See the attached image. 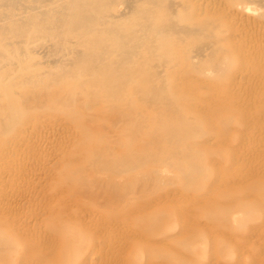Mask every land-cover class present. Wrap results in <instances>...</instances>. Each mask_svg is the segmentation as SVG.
<instances>
[{
    "label": "bare ground",
    "instance_id": "obj_1",
    "mask_svg": "<svg viewBox=\"0 0 264 264\" xmlns=\"http://www.w3.org/2000/svg\"><path fill=\"white\" fill-rule=\"evenodd\" d=\"M120 2L121 3L124 2V4H125L124 6H126V11H119V9L116 10V6ZM119 5H118V8H119ZM121 5L123 6V4H121ZM252 5L254 7H255V5H259L257 7L260 8V5L264 6V0H0V190H2L1 189L2 186H5L4 184L8 185V183H6L8 181L13 182V184L11 183L12 186L9 183V185L11 187H14V184L17 186L18 183L16 184V183H14V181L16 182L18 180L17 178H20V176H23V179H24V176L26 175L27 170L32 168L31 169V171H32L36 167L39 168L40 165L37 166L38 163L39 164H42L41 162H43V164L46 163L47 160L45 162H44V160H42L41 162H40V160L38 162H37V160H35V162L37 163L35 165H33V162H32V160H34L33 157H34L35 152H38L40 150L45 151V149H43V148L41 149V146L38 145L39 142H38V144L37 143L35 144L36 138L40 135L43 136L41 133L44 131L46 134H48L51 130H53V132H54L56 129L57 130L59 129V131H61V129L62 130L66 129L65 130V133H66L67 128L71 129V131H70L71 133L70 134L67 133V135L64 134V136L66 135L68 140L69 139L72 140V145L69 144L71 147H69L68 144H67L68 147L66 145H64L66 148L65 149L63 148V150L66 151L67 148H68L67 151L69 150L65 154V156H66L65 158L69 161V164L70 163H73V164L78 163V164H75L74 166L71 164V166H73V167H71L68 164H64L65 158H64V160L62 159V161H63L62 162L59 160V158H57L58 157L57 156L56 158L59 160V161H57V163L58 162H59V164L61 162L62 163L60 164L59 168H56L57 169V171L55 170L56 172L59 173L60 171L64 170L67 173L68 172L67 170L69 167H70L69 171L71 173L75 172V174H77L76 172L86 171L88 168L94 169V172H93L92 177L90 179H89L90 176L88 177V175L86 176V174H85V176H82V177L79 176L80 178L76 177V179H74L76 181V184L79 183L81 186V183H82L83 187L85 184H87L90 187L87 186L88 189L86 190V192H84L85 190L83 191V193L81 194V196H83V197L75 198V196H76L75 195L74 196L75 199L72 198L73 202H71V203H67L64 200V203H61L62 204L61 210L59 212H57L59 215L56 216V218L60 217V219L62 218V220H63V216L65 214L66 215L72 214V216L67 215L70 217V222L69 221L67 222V220H65V221L63 220L66 223L64 225H62V229L63 230L68 229L69 230L70 228L72 229L73 227H77V229H74V232H71L72 233V234H70L71 239L69 238L70 240L68 241V245H70V243L77 245V251L75 253H73L72 255L70 253L62 254V252H63L62 246L59 247V245H60V242H61V244L63 242L62 238L67 237V236L62 237L60 242H59V240L58 241L53 240V238H51L52 240L51 239L49 240L50 236H52V237L54 236V239L58 238V236L55 234L56 235V238H55V235H53L54 233L52 235H50L52 233L51 231H50V233H48V232L46 233V232L42 231L46 235L45 238H47V236L49 237L48 240L50 242L55 241V242H59V244H58V246H56V244L54 245V247L56 249V254L52 250V248L50 250L48 249L49 251L52 250L54 252L53 253L54 256L52 255L51 252H49V253H51V255L47 254V255L51 256V258H50L51 260L48 259V257H50V256L45 255V253H46L44 251L45 249L42 250V248L47 249L48 246L44 245L45 243L47 244V242L43 241L44 240V237H43L44 234L41 232V234H42L41 236L43 238L41 239L42 241L38 240V241H40L38 243L40 244L41 242H43V245L45 247L43 246L40 249V252L42 253L40 260L41 259L43 260V255H44L47 257L44 260H46V259L50 260V261L47 260V263L49 262V264H86V261L89 259L88 256H91L92 253L94 254L93 251H95V253L97 254L96 249H98V248H99V250L101 249L98 246L101 245L103 248V245L106 244V241H105V244H103V245L101 244V242L104 241V240L102 241V239H104L108 235H109L108 241L110 240V237L112 238L111 235H118V239L119 238L121 239L120 236H122V234H124V233L118 229L121 228L123 230L122 227H125L128 225L131 226V224H134V225H133V227L131 226L132 229H130V231L131 230L134 231L135 229H133V228H135L137 226L136 224L139 223L137 226L138 228L136 229V231L134 233H136L138 230H140V232L141 231H147V232L150 231V232H153L155 234H159V235L168 234L167 236H170V233L168 232L167 229H165V226L163 225L164 224L163 220L166 218V215H167L166 212H150V213L146 212V208H147V211H149L148 206L150 204L151 205L155 204L156 201L161 200L162 197H165L166 199H168V198L165 196L166 194H164V196H162L161 199L159 197L157 199H155L156 198L155 196H154L155 198L151 197L150 199H148L147 193H145L148 191L146 189V187L149 188L150 184L154 185L155 180L161 181L160 173L162 174L161 171H163V169H161V171H160V167H162L161 165H165V167L170 166L171 168L170 167L166 168L167 170L169 169L168 172L170 171V169L175 168V170H177V174H178L177 176H179V178L182 177L185 180L187 185L186 184H184V185H186L188 188L196 187V189H197V186H200L201 184H203L201 176L203 175L202 173L206 169V167L208 168V166H207L208 164L206 166L204 165V163H205L204 160L207 159L208 157L205 156L206 158L205 157L203 158L201 148L204 144H205V146H207V148L208 147L210 148L209 145H206V143H208L210 140L207 139L206 137H202V134L204 132L207 133L206 131H208V130L205 131L203 129L202 124H203V121L211 120V118H209L210 116L208 117L207 115H202L203 114L202 111H198V113L200 112L199 115H196L195 114L196 112L194 113V111H193V109L195 108L194 107L195 104L193 105L194 95L190 93V89L193 88V85H192V87L189 86L191 82L188 83V81L190 79H191V81L194 80V79H192V78H194V77H192L194 75H197V77H198L199 75L204 74V73H208V72L209 73L213 72V74L216 73V74L222 75V76L223 75L228 76V74L231 75V73H232L231 67L233 65L232 64L230 65V63L232 62V59L240 57V59L242 58L243 62H245L249 58L248 55L251 54V51L255 47L252 48V47H250L251 45L248 44L247 46L252 48V50H251L250 48L246 49L247 43H245L246 48H244L243 46L237 45V43H236L237 39L241 38L240 37L241 35L239 36V34H241L242 31L240 33H238L235 29L242 30V28L237 27V25H236L235 26L236 28L234 27L235 29H232L233 27H231V22L233 23V21H231V20L234 17V15H236L239 11L242 12V11H246V10L255 9L256 7L254 8ZM122 6H121V8H122ZM263 6H261L262 7L261 9L264 8ZM260 13H262V12H260ZM260 15H262V14H260ZM251 17L253 18V16H251ZM234 20L236 21L237 19H234ZM239 20H240V18H239ZM257 20H259V19H256V21ZM260 21H262V20H260ZM242 22L239 21L238 26L239 25L242 26L240 24ZM250 22H251V20H250ZM263 22H264V20H263ZM234 24H236V23H233V25ZM263 26H264V23H263ZM225 27H228L227 29L229 30L227 35H223L221 33V29L225 28ZM246 27H248V26H246ZM260 27H262V26H260ZM257 30H255V31L257 32ZM247 31H249V30H246V32H245V29H244L242 34L243 35L247 34ZM255 31H254V33H255ZM254 33L252 34V32H251L252 35H254ZM249 34L250 33H248V35ZM251 34L249 36L250 39L253 38L251 36ZM259 34H262V33H259ZM238 36H239V38H238ZM255 36H258V35L255 34L254 38H255ZM262 36H261V38H262ZM249 37H248V39H249ZM258 38H259V36H258ZM37 39H39L40 42L38 41L36 43H40L41 45L45 43V46L47 48V49L45 48V50L49 54V56L50 55L55 56V57H50V59L54 58L53 60H49L48 55H46V57H47L46 59H48V60H45V58H44V60H42V57L39 58L41 60H38V59L36 60L34 58V53L36 51L35 46L37 45L34 41L35 40L37 41ZM40 39L43 40L44 42L41 43ZM248 39H247V41H248V43H250L249 42L250 39L249 40ZM253 41L256 42V38H255V40L252 39V42ZM33 42H34V44H36L35 46H33ZM257 42H258V39H257ZM257 42H256V44H257ZM40 44L38 45V47L41 46ZM252 45L254 46V42ZM255 46H257V45H255ZM42 47H43V45H42ZM241 47H243V48H241ZM39 49H40V47H39ZM260 49L261 48H259L258 50H260ZM258 50H257V52L255 51L256 52L255 53L256 56L254 54L255 57H258L257 56L258 55L257 53L259 52ZM262 50H264V49H262ZM38 51L42 52L41 50H38ZM45 54L46 53H43L42 56ZM262 55H264V53ZM251 58H254V57H251ZM246 62H245V64H246ZM182 66L185 67V69H186L184 75H178V74L175 75L171 72L172 70L176 72ZM181 69H179V70H181ZM255 69H256V67H255ZM182 70H184V68ZM182 70H181V74L184 72V71L182 72ZM235 77L232 78L231 81H234V79H236ZM203 78H205V77H203ZM180 80L185 81V83H188L189 85L188 86L182 85V84H184V82H182V81L180 82ZM198 80H200V78ZM258 82H259V80H258ZM219 84L220 83H217V85H219ZM180 85H182V86H180ZM211 85L209 87L213 88L214 86H211ZM249 86H250V84H249ZM203 87L207 88L208 87L207 83H205V85ZM251 88H252V86H251ZM198 90H200V89H198ZM193 92H194V90H193ZM247 92H249V91L247 90ZM196 93L198 95V91ZM198 96L200 97V95H198ZM249 96H250V94H249ZM239 97H241V96H239ZM252 97H254V96H252ZM204 105H206V104H204ZM217 106H218V104H217ZM217 106H215V107H217ZM217 112H218V110H217ZM259 113H260V111H259ZM200 115H202V116H200ZM214 115H216V113H214L212 116L214 117ZM263 116H264V112H263ZM232 120H234V119H232ZM149 121H151V122H149ZM250 121L251 120H249V122ZM262 121H264V120H262ZM228 122H230V121H225V123H227V124H228ZM251 124H252V122H251ZM222 125H223V123H222ZM228 126H230V125H228ZM46 127H48V129L52 127V129L51 130L49 129V131H46L47 130ZM145 127L150 128V131H149V129H148V131H146ZM222 128H224L225 130L226 129L228 130L231 127L228 128V127H226V124H225L222 126ZM59 131H57V132H59ZM244 131H246V130H244ZM242 132H243V130L241 131V133ZM45 133H44V135H46ZM61 133H64V132H61ZM243 133H245V132H243ZM50 135H51V132H50ZM59 136H61V135H59ZM48 137H46V139ZM52 137L55 138V136H52ZM52 137H51V139H52ZM62 137H60V138L62 139ZM43 138H45V137H43ZM56 138L52 139V140H55V142H56V140H61L59 137H58L59 139H56ZM67 138H65L66 141H67ZM51 139H49V142H47V144H45V145H48L49 148H51L50 146H52L51 145L52 143H50L52 141ZM250 139H252V138H250ZM38 140H41V139H38ZM43 141H47V140H43ZM43 141L41 140L40 142H43ZM60 142L57 141V143H60ZM48 143H50V144H48ZM228 143H230V142H228ZM41 145H44V144L41 143ZM62 145H63V143H62ZM144 145H146V146H144ZM61 146H60V148H61ZM48 147H46V148H48ZM54 147H55V145H54ZM58 148L59 147H57V149ZM60 148L57 151V153L60 151ZM52 149H53V146H52ZM54 149L52 150V154H53V152H56V151H54ZM57 149H55V150H57ZM213 149L214 148L211 149L212 152L217 150V149H214V150ZM41 153H42V151H41ZM47 153H48L47 156H49L50 151ZM220 153H218V154H220ZM43 154H42V157L44 156V158H46L47 157L45 155L46 152ZM52 154H51V156H53ZM63 154H64V152H63ZM56 155H58V154H56ZM59 155H61L60 156V158H61L62 157L61 152ZM40 157H41V154H40ZM30 158H33V159L31 160ZM49 160L50 159H48V161ZM210 160L211 159H209V161ZM68 161H66V162H68ZM203 161H204V163H203ZM213 161H214V159H213ZM46 165H47V163H46ZM46 165H43V168H42L43 172L45 171L44 168L47 167ZM51 165L52 164H50L49 165L50 167H47V168H48V171L52 170V173H53V172H55L53 170V168L55 166L52 168ZM57 166L58 165H56V167ZM146 166H148V168H149V169H147L148 171H145L142 169L144 167L146 168ZM247 166H248V164H247ZM165 167H162V168L165 169ZM252 167H254V165ZM255 168H257V167H255ZM39 169H37V170H39ZM58 169L60 171H58ZM233 169L234 168H232V170ZM37 170L35 169L34 171L36 172ZM134 170H137V172L136 173L133 172ZM46 171H47V169H46ZM89 171L91 172V170H89ZM89 171L88 172L86 171V172L90 173ZM35 172L33 174L34 176L37 175ZM40 172L41 171H39V174H40ZM70 172H68V174H70ZM165 172H167V171H165ZM172 172H173V170L170 171L169 173L173 174ZM217 172L219 173V171H217ZM47 173L49 174L50 172H47ZM200 173H201V176H200ZM204 173H205L204 178H206V174H208V173H206V171ZM55 174H57V173H55ZM60 174L63 177H65V175L63 174V171L61 173L57 174L61 178ZM72 174H71V176H73ZM96 174H99V175H96ZM82 175H84V174H82ZM167 175L165 174V176H167ZM26 176H28V175H26ZM26 176H25V178H26ZM71 176H68L69 179H68V177H66L65 179L63 177H62L63 179H60L58 177L61 180V182L63 183V184L61 183V186H63L65 183V184H70V185H68V187H70L72 184V183H70V181H71L70 177ZM168 176L170 177V174ZM168 176L166 178H168ZM207 176H209V174ZM38 177H41V176L38 175ZM199 177H201V178L199 179ZM34 178L35 177H33L31 179V181ZM49 178H50V176H49ZM77 178H79V179H77ZM171 178H169V179H171ZM263 178L261 181H263ZM149 179H151L150 182H148ZM24 180L27 181V178ZM134 180H136V182L138 180H140L139 181V182H141V183H139L140 185L139 186L135 185L136 183ZM238 180H241V179H237L235 182H237ZM253 180H255V179H253ZM215 182H216V180H215ZM227 182H226V184H227ZM231 182H233L232 184H234L236 186L235 189H239V187L237 188V185H238L237 183H234V181H231ZM242 182H244V184H245V179ZM49 183H50V181H49ZM147 183L149 186H146ZM172 183H173V181H172ZM179 183H180V181H179ZM216 183L218 184V182H216ZM222 183H224V181H222ZM238 183H239V181H238ZM259 183L260 182H258V184ZM28 184H29V182H28ZM59 184H60V181H59ZM76 184H75V187L73 188V190L77 189V191H75L74 193L75 194L81 193V192H79L80 187L77 188ZM219 184H221V183L219 182ZM219 184H218V186H222L224 189L225 185L223 186V184L222 185H219ZM229 184L231 185L230 182H229ZM25 185H27V184H25ZM30 185L31 184H29L28 187H30ZM36 185H38V182ZM211 185L214 186L215 183L211 184ZM230 185H228V186H230ZM252 185L253 184H251V186ZM8 186L4 187V189H6V192L3 193L0 191V195H3V199H4L5 193H6L5 194L6 196H9L10 193H12V195L15 193V196L18 195V194L16 195V188L18 186L17 187L15 186L16 188H15V190H13V191H15L14 193L11 192L12 189H11L10 193L7 192ZM40 186H41V184H40ZM142 186L143 187L146 186L144 188L145 192L143 191ZM166 186H167V182H166ZM218 186L214 187V190L218 189L214 193H216L217 191H218L217 193H219V189H220L221 191L219 194H221L223 189L219 188ZM238 186H240V184ZM68 187H67V189L70 190V194H71V191L73 193V190L71 189V187H70V189ZM139 187L142 189L141 190L142 194H146L147 199H144L145 198L144 195H143L144 196L143 200L139 199L140 197L137 198L138 196L135 194L132 195L133 193H136V192L138 194V190H136V189H139L138 195H140L141 191H140ZM202 187H203V185H202ZM242 187H245V185L243 186V183L241 184V188ZM20 188H23V192H24L25 187L21 186ZM64 188L62 190L63 192H64ZM162 188H163V185H162ZM162 188L160 187V189H162ZM170 188H171V190H170ZM170 188H169L170 192L171 191L173 192L176 190L175 188H172V187H170ZM229 188L230 187L225 188L227 195L231 191V190H229ZM4 189H3V191H5ZM28 189L26 188V191H28ZM172 189H174V190H172ZM177 189L180 190V188H177ZM196 189H194V192H196ZM227 189L229 191H227ZM230 189H234V188L231 187ZM9 190L10 189H8V191ZM59 190H60V188H59ZM80 190H82V189H80ZM135 190H136V192H135ZM179 190L177 192H179ZM181 190H183V189H181ZM185 190L183 192L184 195L187 192V190H186V192H185ZM191 190H193V189H190L188 191L189 193L187 192L190 195L193 192ZM207 190L212 192L211 191L212 189H210L209 186H208ZM30 191H28V193ZM197 191H198V189H197ZM209 191H204L205 196L210 195L209 193H207ZM224 191L225 190H223V192ZM21 192L22 191H20V193ZM66 192L69 193V191H66ZM66 192H64V193H66ZM157 192H158V190H157ZM160 192L161 191H159L158 193H160ZM172 192L170 194H172ZM194 192L192 195H194ZM32 193H34V191ZM163 193H165V192H163ZM180 193H182V192L180 191ZM183 193H182V195H183ZM187 193H186V196L188 195ZM7 194H9V195H7ZM34 194H36V193H34ZM38 194H40V193H38ZM170 194H169V196L171 197ZM174 194L175 193H173V195ZM213 194H212V196L214 197ZM22 195H26V194L22 193ZM22 195H18V196H21V197H19L20 199H18V201L19 200L21 201V198H22V200H25V199L28 200V198L31 197V195H29L28 198H26L27 196H24L25 199H23L24 197H22ZM153 195L158 196V194L157 193L155 194V192ZM159 195H162V194H159ZM190 195H188L187 197H190ZM192 195H191L192 198H195V199L200 201V199H198V197L196 198V194L194 195L195 197H193ZM70 196L64 195V197H66L64 199H68V198L70 199ZM135 196H137V197H135ZM183 196H182V199H184ZM251 196H252L251 194H248L245 196L237 195V196H234L232 199H229L230 197L228 199L231 201L230 205H237L240 203L251 202L250 201L252 198ZM13 197L14 196H12V198L8 197L7 200L11 201V199H13ZM179 197H181V195ZM179 197L177 196V198H179ZM203 197L204 196H202V194H201V197H200L201 201L200 202L203 205L205 204L204 207L206 208L209 205V203L207 204V202L210 201L209 200L210 198L208 196L209 201L207 200V202L202 203V202H204L202 200ZM212 198H211V200H212ZM262 198H264V197H261V199ZM72 199H70V200L72 201ZM164 199H162V200L164 201ZM171 199L173 201H175L173 198H171ZM171 199L170 200L168 199V200L171 201ZM205 199H206V197H205ZM253 199H257V198H255V195H254ZM4 200H6V199H4ZM33 200H34V198L30 201H33ZM136 200H138V201H136ZM168 200L164 204H166L168 202ZM188 200L189 199H184V201L182 200L184 203L183 202H181V203L186 205L189 203ZM229 200H225V201L221 200V201L226 203ZM257 200H259V199H257ZM12 201H15V200H12ZM18 201H17V203H18ZM20 201H19V203L22 204L23 202L22 201L20 202ZM30 201H29V203H31ZM163 201H161V202H163ZM262 201H260V202H262ZM1 202H0V205H1ZM50 202L51 201H49V203ZM178 202H177V204H178ZM190 202H191V200H190ZM192 202L195 203L196 201L194 200ZM26 203H28V202H26ZM168 203H171V202H168ZM191 203H190V205L192 207H194L195 204L193 203L194 204L193 205ZM5 204H7V201ZM10 204H11V202H10ZM23 204H22V208H23ZM157 204H159V202H157L155 205H157ZM172 204H175V202L174 203L172 202ZM182 204H180V206H182ZM198 204L200 205V203H198ZM211 204H213V203H211ZM17 205L18 204H16L14 207H16ZM151 205H150V209H152ZM217 205H218V203H217ZM6 206H3L2 208H4V207L6 208ZM19 206H20V204L18 205V208L21 209V206L20 207ZM159 206H161V208H162V206L164 207L165 205L160 203ZM159 206L158 205L154 206L155 210L157 208H159ZM168 206L169 205H166L165 207H168ZM10 207L11 206L9 205V208ZM28 207H29V205H28ZM184 207L182 209H185ZM195 207H198V206H195ZM244 207H245V205H244ZM0 208H1V206H0ZM5 208L3 209L4 211H5ZM176 208H177V212H178V210H179L178 206ZM198 208H200V206ZM6 209H8V207ZM13 209H15V208H13ZM16 209H17V207H16ZM19 209H17L16 211H17L18 215L19 214L21 215V213L18 212ZM166 209H164V210H166ZM8 210H10V209H8ZM8 210H6V212H4V211L0 212V214L1 213L3 214L2 217H4L5 213L8 215V213L10 211H12V210H10L7 213ZM39 210H42V209L40 208ZM45 210L46 209H44L43 211H45ZM186 210L187 209H185V211L183 210L184 212H186V215H187V213L192 214L194 211L198 212V209L197 210L193 209L194 211L191 209L192 211L190 213H189V209L187 211ZM212 210H214L213 207H212ZM232 210H234V209L232 208ZM235 210L237 211V209H235ZM35 211L36 210H34V212ZM252 211H253V207H252V209H249L248 214H251ZM25 212H24V214H27V212L26 213ZM34 212L33 213L31 212V214H33V217L35 218L34 214L38 215V213L40 211L39 212L36 211L38 213H34ZM47 212H49V214H51V215L56 214L53 212V210L51 212L50 209ZM180 212H182L181 209L178 212L180 214V215H178L179 216L178 218H180L179 220L181 222V219L183 217L181 218L180 216H184V215H181ZM237 212H239V211H237ZM82 213H85V214L88 213L87 215H89V213H92L94 215L93 216L95 218V226L93 225L94 228H92V226H90L93 224L90 221H88V223H91V224L88 226L91 228H89V227L87 228L83 225V218H85V217L82 215ZM201 213L199 212V214H201ZM252 213L254 214L255 212H252ZM6 214H5V217H9V215L6 216ZM14 214H15V212H14ZM17 214H16V216H17ZM28 214L30 216L29 212H28ZM40 214L42 215V213H40ZM182 214H183V212H182ZM212 214H210V215H212ZM11 215L12 214H10V217L13 216V215L12 216ZM43 215H44V213H43ZM192 215L194 216L195 213H193ZM255 215H257V213ZM0 217H1V215H0ZM31 217H32V215H31ZM145 217L147 219H145ZM189 217H190V215H189ZM209 217H212V216H209ZM216 217H217V215H216ZM226 217H227V215H226ZM9 218H7V221ZM25 218H28L29 221L31 220L28 216ZM25 218L22 220V222L25 221ZM38 218H40V217L37 216L36 223L38 222L37 221ZM46 218H48V217H46ZM64 218L67 219L68 217H64ZM18 219L15 218L14 221L17 222ZM88 219L90 220V218H88ZM144 219H145V221L146 220L149 221V223L143 224ZM205 219H206V217H205ZM40 220H42V219L40 218ZM53 220L51 221L52 225L50 223V225L52 227L51 226H49V227L53 228V230L55 232L58 230V229H56L55 226H58L59 224L56 223L57 225L55 224V226H53V223H54ZM62 220L57 219L58 222L60 221V224H61ZM86 220H87V218H86ZM139 220L140 221L142 220L143 223H141ZM3 221H0V222L3 223ZM9 221H11L9 223L12 224L13 217H12V220L9 219ZM26 221H27V219H26ZM34 221H35V219H34ZM160 221H161V223H160ZM27 222H25V223L28 224L29 222L28 223ZM203 222H204V220H203ZM2 223H1V226H2ZM16 225H13V227L14 226L16 227ZM30 225H31V223H30ZM34 225H35L34 227H32L33 225L31 226L32 228L30 227L31 228L30 230L32 232L38 231V229H37L38 227L35 228L37 225L36 224H34ZM77 225H79V226H77ZM182 225L180 224V226H182ZM4 226H6V225H4ZM8 226H9V224H8ZM23 226L25 227V225H23ZM46 226H48V224L45 225V227ZM168 226H170V225H168ZM190 226H193V225H190ZM13 227H10V228H13ZM17 227H19V226L17 225ZM24 227L23 228L20 227L22 229V230L20 229V231L18 229L16 230V228H14V230H16V232L13 234H16V235L18 234V238L13 237L12 235L9 236L8 234L4 233V230L0 231V240L2 241V246L0 247V264H27L28 263L27 260L29 262L32 260V259L30 260V257L32 256V254L38 256V254L40 253L37 250L38 249L37 247L39 246V245L37 246L38 243H36V245L32 246L34 249L33 250L30 248V246L33 243L30 244V241L28 240L29 244H30V246H29L27 243L28 241H25L24 239L21 238L22 236L19 235V232L23 231ZM42 227H43V225H42ZM42 227H39V229ZM128 227L127 228L125 227V228L128 230L129 229ZM34 228L37 230H32ZM182 228H184V227L182 226ZM187 228L188 229L192 228V229H190L191 232H190V230L188 231V232H190V234H187V237H188V235H193L194 232H192V230L196 229V227H188V225H187ZM207 228H209V227H207ZM43 229L45 230L44 227H43ZM71 229H70V231H72ZM188 229H186V231ZM49 230L50 229L48 228L45 231H49ZM127 230H124V232ZM179 230H181V229H179ZM182 230L177 231V232L180 233V232H182ZM197 230H195V231H197ZM31 231H28V232H31ZM116 231H118V234H116L117 233ZM133 231H131V233H133ZM25 232L27 233V230ZM177 232H175V233H177ZM200 232H201V229H200ZM33 233H36V232H33ZM125 233H127V232H125ZM128 233H130V232H128ZM144 233L141 232V238H145V236H147V234L142 236ZM10 234H12L11 231H10ZM22 234H23V237L26 235V234L24 235V233H22ZM28 234H30V233H27L26 239L28 238V236L31 237ZM36 234L32 235V236L36 237ZM47 234H49L50 236ZM130 234H128L129 236L124 235L123 237L124 238L125 237L132 238L130 236ZM209 234H210V231H209ZM139 235H137V236L140 237ZM173 235H174V233H173ZM227 235H230V233L229 234L227 233ZM39 236L40 235L37 236V239L39 238ZM59 236H61V235H59ZM172 236H170V237H172ZM180 236H181V233H180V235H178V237H180ZM210 236H212V234H210ZM113 237L115 238V240L117 242L118 241L117 236H113ZM215 237L217 238V240H219V238H220V240H222V241H225V239L227 238V236H225L226 238L225 239L223 238L224 239L223 240V239H221V237L218 238L216 235H215ZM215 237H213V239ZM20 238L25 242H22L20 240ZM141 238H138L137 240L134 238L135 239L134 242H136L135 245L137 244V246L140 247V245L137 243V241L141 240ZM163 238H161V239H163ZM161 239L159 240L156 237L154 239L145 238V241L147 243L146 245L151 244V246L149 245V247H147L148 251H149V248H151L153 246L152 245L153 243H154V246H158L155 244L158 240H159V244H161L160 242L165 241L166 242L165 245H167V242H170L168 240L166 241V240H161ZM167 239H169V238L167 237ZM210 239L212 240V238H210ZM45 240L47 241V239H45ZM131 240H133V238ZM194 240L196 241V239H194ZM231 240H234V239H230V241ZM120 241H118L117 244L120 243ZM122 241L123 242L125 241V244L123 242H121V243H123L122 244L123 246L121 245L122 246L121 248L119 246L121 243L119 245H117L116 242L115 243L113 242L114 244H116V246H119L120 250H122V248H123V250L121 252L119 251L120 253H122L124 251L125 245H126L125 251L127 250V246L129 243L126 240H122ZM187 241H189V240H187ZM35 242H37V241H35ZM50 242H48V243L50 244ZM126 242H127V244H126ZM134 242H133V244H134ZM200 242H201V240H200ZM200 242L197 241V243H200ZM231 242H233V241H231ZM109 243H110V241H109ZM113 243H112V246L114 247ZM49 244H47V245H49ZM51 244H53V242ZM191 244L193 245V242ZM236 244H238V243H236ZM247 244H248V242H247ZM0 245H1V242H0ZM41 245H42V243L40 244L39 247H41ZM64 245H67V243ZM129 245H130V243H129ZM194 245H195V243H194ZM109 246L111 247V244ZM116 246H115V248H116ZM159 246H158V248L163 247L161 251H164L163 250L164 245L161 244ZM195 246H193L192 248L195 249ZM50 247H52V246H50ZM54 247H53V249H54ZM133 247H134V245H133ZM165 247H169V246H165ZM175 247L176 246H174V249H175ZM239 247L240 246H238V251H239ZM23 248H24V253L22 254L23 258H17L16 255L20 254L22 252ZM65 248H66V246H65ZM128 248H129V246H128ZM131 248H129V249H131ZM135 248H137V247H135ZM176 248L180 249L179 247H176ZM189 248H191V247H189ZM220 248L221 247H219L218 250H220ZM104 249H105V246H104ZM104 249H103V251L107 252ZM129 249L127 251H129ZM137 249L140 250L139 248H137ZM221 249H223V248H221ZM225 249H226V246H225ZM57 250H60L59 252H61V251L62 252L57 253ZM64 250H66V249H64ZM110 250H112V249H110ZM110 250H108V253L110 254V256H111V253L115 254L114 249L112 250L113 252L112 251L110 252ZM150 250L152 252L154 251L153 248H151ZM188 250L190 251V249H188ZM226 250L223 249L224 252H222V250H220L223 254L221 252L220 253L222 255H224ZM241 250H243V249H241ZM67 251H68V247H67ZM117 251H118V247H117ZM127 251H126V253L124 252L125 257H126ZM151 251H149L147 254L148 257H150V258L153 255L151 253ZM158 251H157V248H155L156 254ZM165 252H167V251H165ZM176 252H179V251H176ZM205 252H206V250H205ZM90 253H91V255H90ZM124 253H122L123 254L122 257L124 256ZM158 253L160 254V251ZM167 253H171V252H167ZM217 253H219V252L217 251ZM217 253H215V254H217ZM57 254H61V255L59 256ZM150 254H152V255L150 256ZM187 254H189V253H187ZM238 254H240V253L238 252ZM98 255H101V254L98 253ZM102 255H104V254H102ZM167 255H166V258H167ZM118 256H121V255H118ZM138 256L140 257V255H138ZM154 256H155V254H154ZM168 256L170 257V254ZM183 256H184V258H189L188 255L183 254ZM39 257H40V255H39ZM85 257H87L88 259L86 260ZM104 257H105V255H104ZM104 257H103V259L105 260L106 258H104ZM115 257H116V255H115ZM125 257H123V258H125ZM129 257L131 258V256H129ZM129 257H127V258H129ZM213 257H214V255H213ZM213 257H211L212 260L214 259ZM217 257L218 256L215 255V259ZM31 258H33V257H31ZM91 258H93V256ZM191 258L192 257L190 256V259ZM111 259H112V257L110 258V261H111ZM152 259H151V261L153 262L154 260H152ZM91 260L92 259H90V261ZM147 260H150V259H147ZM160 260H162V259H160ZM216 260L218 261V259H216ZM216 260H214V261H216ZM105 261L101 260L100 261L101 263L99 262V264H103L102 262H105ZM116 261L117 260H115L114 262H116ZM158 261L159 260H157L156 262H158ZM162 261H164V260H162ZM165 261H167V260L165 259ZM165 261H164V263H165ZM214 261H212V263ZM40 262H36L33 264H37ZM123 262L125 263V260ZM150 262H148V263H150ZM156 262H153V263L155 264ZM91 263H92V261H91ZM107 263H109V262H107ZM126 263H128V262H126ZM164 263H162V264H164ZM29 264H31V262ZM42 264H43V262H42ZM45 264H46V261H45ZM92 264H94V261ZM117 264H119V263L117 262ZM121 264H123V263L121 262ZM144 264H147V263H144Z\"/></svg>",
    "mask_w": 264,
    "mask_h": 264
},
{
    "label": "rangeland",
    "instance_id": "obj_2",
    "mask_svg": "<svg viewBox=\"0 0 264 264\" xmlns=\"http://www.w3.org/2000/svg\"><path fill=\"white\" fill-rule=\"evenodd\" d=\"M120 4V5H119ZM118 5H119V8H118V5L116 6V10H118L119 9V11H126V6H124L125 4H124V2H120ZM121 4H123V6L121 5ZM121 6H122V8H121ZM253 6V5H252ZM257 6H259V5H255V7L257 8H255L254 6V8L255 9H251V10H246V11H239L236 15H234V17L236 16H238L237 18L235 17H233L234 19H237L236 21L232 18V20L231 21H233V23H236V24H234L233 25V23L231 22V27H233L232 29H235L236 27V25H237V27H240V28H242V30H240L239 28V30H237V29H235L238 33H240L241 31V34H239V36L241 37V38H239V36H238V38L239 39H237V45H239V46H243L244 48H246L245 47V43H247L246 44V46L248 45V44H250L251 46L250 47H252V48H254L253 50H252V48H250V47H248L247 46V48L246 49H248V48H250L252 51H251V54L250 55H248L249 56V58L245 61L246 62V64H245V62H243V60H242V58L240 59V57L239 58H234V59H232V62L230 63V65L232 64L233 66L231 67V75H229L228 74V76L227 75H218V74H213V72H208V73H204V74H201V75H199L198 77H197V75H194V76H192V77H194V78H192V79H194V80H192L191 81V79L188 81V83H190V85L188 84V83H185V81H183V80H180V82L182 81V82H184V84H182V85H189V86H191L192 87V85H193V88H191L190 89V93L191 94H193L194 95V101H193V105H194V109H193V111H194V113L196 114V115H199L200 114V112L198 113V111H202V115H207L209 118H211V120H205V121H203V129L206 131V130H208V131H206L207 133H203L202 134V137H206L207 139H209L208 141L210 142H208V143H206V145H209L210 146V148L212 149V148H214V149H217V150H215L214 152H212L211 151V149L208 147L207 148V146H205V144L202 146V148H201V152H202V156H203V158L206 156V157H208L207 159H205L204 161H205V163H204V161H203V163H204V165L206 166L207 164V166H208V168L206 167V169L203 171V175L201 176V173H200V176L202 177V182H203V184H201L200 186L202 187V185H203V187L201 188L200 186H197V189H198V191H197V189H196V187H192V188H188L186 185V182H185V180L181 177V178H179V176H177L178 174H177V170H175V168H172V169H170V171H172L173 170V174H171V173H169L168 172V170L166 169V168H168V167H170V166H166L165 167V165H161L162 167H165V169L164 168H162V167H160V171H161V169H163V171H161L162 172V174L160 173V175H161V181H157V180H155V183H154V185H151L150 184V186L148 185V183H147V185L146 186H149V188H147L146 186H142L143 188V191H144V188L146 187V189L148 190L147 192H145V193H147V197H148V199H150L151 197H153V198H155V199H157L158 197L161 199V197L162 196H164V194H166L165 196L170 200L171 198H173L175 201H173L172 199H171V201H169L168 199H166L165 197H162V199H164V201L161 199V200H155L156 201V203L157 202H159V204H157L158 206L160 205V203L161 204H163V205H169L168 207H163L162 206V208H161V206H159V208H157L156 210H155V207L154 206H157V205H155V204H150L151 205V207H152V209H150V205L148 206V210L149 211H147V208H146V212H148V213H150V212H166V220L164 219L163 221H164V226H165V229H167L168 230V232L170 233V236H172L173 235V233H174V235L172 236V237H170V236H167L168 234H161V235H159V234H155V233H153V232H150V231H141V232H145L142 236H144V235H146L147 234V236H145V238H152V239H154L155 237L156 238H158L159 240L161 239V238H163V239H161V240H168V241H170V242H167V245H165L166 244V242L165 241H163V242H160L161 244H163L164 245V251H161L162 250V248H158V246L159 245H161V244H159V240L155 243L156 245H158V246H154V243L152 244L153 246L151 247V248H153L154 249V251L152 252L150 249L151 248H149V251H151V253L153 254H150V256H151V258L150 257H148V248L147 247H149V245L151 246V244H149V245H146L147 243H146V241H145V238H141V232H140V230H138L136 233H134L135 231H136V229L138 228L137 226H138V224H136L134 227L135 228H133V229H135L134 231L133 230H131V231H133V233H131V231H130V229H132V227H133V225L134 224H131V226L130 225H128V226H125L126 228L128 227L129 229V231L125 228V227H122L123 228V230L120 228V229H118V230H121V232H123L124 234H122V236H120L121 237V241L118 239V235H111L112 236V238L110 237V243H109V241H108V239H109V235L107 236V237H105L104 239H102V241L103 242H101V244L103 245V244H105V241H106V244L105 245H103V248H102V246L101 245H99L98 247H100L101 249L99 250V248L98 249H96L97 250V254L95 253V251H93L94 252V254L92 253V255H91V253H90V255L91 256H88L89 257V259L87 258V257H85L86 258V264H92L93 263V261H94V264L96 263H98L99 264V262L102 260V261H105L106 259V261L105 262H102L103 264H117V262L119 263V264H121V262L123 263V264H144V263H147V264H152L153 262H156L157 260H159L158 262H156L155 264H162V263H164V261H165V259L168 261H165V263L164 264H264V198H262L261 199V197H264V121H262V120H264V116H263V112H264V55H262L263 53H264V50H262V49H264V26H263V20H264V8L263 9H261L262 7L261 6H263V5H260V8L259 7H257ZM264 7V6H263ZM125 9V10H124ZM260 9V10H259ZM253 10V11H252ZM262 12V13H260V12ZM246 12V13H245ZM240 13V14H239ZM258 13V14H257ZM262 14V15H260V14ZM246 14V15H245ZM243 15V16H242ZM247 16V17H246ZM251 16H253V18L251 17ZM239 18H240V20H239ZM243 18V19H242ZM259 19V20H257L256 21V19ZM262 18V19H261ZM253 19V20H252ZM243 21L242 23H240L242 26H238V22L239 21ZM250 20H251V22H250ZM260 20H262V21H260ZM259 22V23H258ZM248 23V24H247ZM261 23V24H260ZM247 24V25H246ZM252 24V25H251ZM257 25V26H256ZM246 26H248V27H246ZM260 26H262V27H260ZM235 27V28H234ZM228 27H225V28H222L221 29V33L223 34V35H227V33H228V29H227ZM245 29V32H246V30H249V31H247V34H245V35H243L242 33H243V31H244V29ZM251 28V29H250ZM258 29V30H257ZM260 29V30H259ZM255 30H257V32L255 31ZM254 31H255V33H254ZM263 31V32H262ZM244 32V33H245ZM251 32H252V34L254 33V35L256 34V35H258L259 36V38H258V36H255V38H256V42H257V39H258V42H257V44H256V42L255 41H253L254 42V46L252 45L253 44V42H252V39H254L255 40V38H254V35H252L251 34ZM248 33H250L251 34V36L253 37H251L252 39H250V34L248 35ZM259 33H262V34H259ZM247 35V36H246ZM262 36V38H261V36ZM248 37H249V39H250V43H248V41H247V39H248ZM248 39V40H249ZM41 40V39H40ZM39 41V39H37V41L35 40L34 42L36 43V42H38ZM34 42H33V46H35L36 44V46H35V48H36V51H35V53H34V58L37 60H41V59H39L40 57H42V60H44V58H45V60H53L54 58H51L50 59V57H55L54 55H50L49 56V54L46 52V50H45V48H46V46H45V43L44 44H42L43 45V47H42V45L40 44V43H36V44H34ZM40 42V41H39ZM44 41L43 40H41V43H43ZM41 45V46H39L40 47V49H39V47H38V45ZM255 45H257V46H255ZM238 46V47H239ZM243 47H241V48H243ZM261 48L260 50H258L259 48ZM44 48V49H43ZM41 50L42 52H40V51H38V50ZM44 51H43V50ZM47 49V48H46ZM181 49V48H180ZM257 50L259 51L257 54V56L258 57H255L256 56V52H257ZM250 51V50H249ZM248 51V52H249ZM254 51V52H253ZM256 51V52H255ZM261 51V52H260ZM43 53H46L45 55H43L42 56V54ZM249 54V53H248ZM254 54H255V56H254ZM46 55H48L49 56V58L48 59H46L47 57H46ZM45 56V57H44ZM254 57V58H251V57ZM258 59V60H257ZM253 60V61H252ZM49 62V61H48ZM244 63V64H243ZM183 67V66H182ZM181 67V68H182ZM255 67H256V69H255ZM181 68H179V69H181ZM184 68V70H182ZM181 70H182V74H181V70H177L176 72L175 71H171L173 74H175V75H184L185 74V71H186V69H185V67H183ZM244 68V69H243ZM260 70V71H259ZM180 71V72H179ZM241 72V73H240ZM254 72V73H253ZM248 73V74H247ZM252 73V74H251ZM235 74V75H234ZM243 74V75H242ZM236 78V79H234V81H231V79L232 78H234L233 76ZM248 77H247V76ZM254 75V76H253ZM201 76V77H200ZM257 76V77H256ZM203 77H205V78H203ZM219 79H218V78ZM223 77V78H222ZM200 78V80H198V79ZM239 80H238V79ZM252 78V79H251ZM246 80V81H245ZM258 80H259V82H258ZM218 81V82H217ZM179 82V83H180ZM205 83H207V88L206 87H203L204 85H205ZM217 83H220L219 85H217ZM237 83V84H236ZM202 84V85H201ZM211 86H214L213 88L212 87H209L210 85ZM228 84V85H227ZM245 84V85H244ZM249 84H250V86H249ZM182 85H180V86H182ZM237 85V86H236ZM244 85V86H243ZM254 85V86H253ZM236 86V87H235ZM249 86V87H248ZM251 86H252V88H251ZM234 87V88H233ZM209 88V89H208ZM194 90V92H193V90ZM197 89V90H196ZM198 89H200V90H198ZM211 89V90H210ZM218 89V90H217ZM220 89V90H219ZM196 90V91H195ZM247 90L249 91V92H247ZM198 91V95H200V97L197 95V92ZM240 93V94H239ZM249 94H250V96H249ZM239 96H241V97H239ZM252 96H254V97H252ZM199 97V98H198ZM248 97V98H247ZM252 97V98H251ZM201 99V100H200ZM244 99V100H243ZM253 100V101H252ZM251 102V103H250ZM253 102V103H252ZM200 103V104H199ZM218 104V106H217V104ZM204 104H206V105H204ZM216 104V105H215ZM253 104V105H252ZM262 104V105H261ZM256 105V106H255ZM260 105V106H259ZM215 106H217V107H215ZM197 108V109H196ZM206 108V109H205ZM219 108V109H218ZM251 108V109H250ZM204 109V110H203ZM217 110H218V112H217ZM259 111H260V113H259ZM150 112V111H149ZM207 114H206V113ZM209 112V113H208ZM212 112V113H211ZM216 113V115H214V117L212 116L214 113ZM198 113V114H197ZM205 113V114H204ZM250 114V115H249ZM252 114V115H251ZM202 115H200V116H202ZM255 117V118H254ZM259 117V118H258ZM263 117V118H262ZM208 118V119H209ZM252 118V119H251ZM232 119H234V120H232ZM249 120H251L250 122H249ZM225 121H230V122H228V124L227 123H225ZM257 121V122H256ZM149 122H151V121H149ZM251 122H252V124H251ZM222 123H223V125H225L226 124V127H231V128H229L228 130L226 129H224V128H222ZM246 123V124H245ZM257 124V125H256ZM228 125H230V126H228ZM217 126V127H216ZM261 128V129H260ZM47 129V130H46ZM46 131H49V129L51 130L52 129V127L51 128H49L48 129V127H46ZM148 129H149V131H150V128H148V127H145V130L146 131H148ZM66 130V129H65ZM65 130H62L61 129V131H59V129L57 130H55L54 132H53V130H51L50 132H51V135H50V132L48 133V134H46L45 133V131L44 132H42L41 134L43 135V136H38L37 138H36V142H35V144L37 143L38 144V142H39V144L38 145H40L41 146V149L43 148V149H45V151H43V150H40V151H38V152H35V154H34V160H32L33 158H30L31 160H32V162H33V165H35V164H37L36 162H35V160H37V162L40 160V162L42 161V160H44V162L47 160L48 161V159H50L48 162L46 161V163H47V165H46V163H44L43 164V162H41L43 165H46L47 167H50L49 165L50 164H52L51 166H52V168H53V170L55 171H57V169L56 168H59V166H60V164L63 162L62 161V159L64 160V158L66 157L65 156V154H66V152H68L67 151V149H66V151L65 150H63V148L65 149L66 147L64 146V145H66L67 146V144H68V146L69 147H71L69 144H71L72 145V140L71 139H69L68 140V138L66 137V135H67V133H71L70 131H71V129H69V128H67V131H66V133H65ZM203 130V131H204ZM243 130V132H245V133H241V131ZM244 130H246V131H244ZM260 130V131H259ZM57 131H59V132H57ZM56 132V133H55ZM61 132H64V133H61ZM44 133L46 134V135H44ZM53 134V135H52ZM55 134V135H54ZM63 134V135H62ZM64 134H66L65 136H64ZM263 134V135H262ZM49 137H48V136ZM57 135V136H56ZM59 135H61V136H59ZM211 135V136H210ZM52 136H55V138L56 139H59L60 137H62V141L61 140H56V142H55V140H52V139H55V138H53ZM253 136V137H252ZM43 137H45V138H43ZM46 137H48L47 139H46ZM51 137H52V139H51ZM59 137V138H58ZM259 137V138H258ZM43 138V139H42ZM64 138V139H63ZM65 138H67V141H66V139ZM211 138V139H210ZM247 138V139H246ZM249 138V139H248ZM250 138H252V139H250ZM38 139H41L42 141L43 140H47V141H43V142H40L41 140H38ZM49 139H51L52 141L50 142V143H52L51 145L53 146V149L55 148V149H57V147H59L60 148V146L62 145V143H63V147L61 146V148H60V151L57 153V151L59 150V148L57 149V150H55L54 149V151H56V152H53V154H52V146H50L51 148H49L48 147V145H45V144H47V142H49ZM202 139V138H201ZM224 139V140H223ZM67 142H65V141ZM212 140V141H211ZM215 140V141H214ZM57 141L58 142H60V143H57ZM249 141V142H248ZM65 142V143H64ZM228 142H230V143H228ZM41 143L42 144H44V145H41ZM50 143H48V144H50ZM227 143V144H226ZM259 143V144H258ZM55 145V147H54V145ZM58 144V145H57ZM263 144V145H262ZM57 145V146H56ZM60 145V146H59ZM67 146V147H68ZM144 146H146V145H144ZM46 147H48V148H46ZM205 147V148H204ZM217 147V148H216ZM231 148V149H230ZM48 151H47V150ZM210 149V150H209ZM213 149V150H214ZM64 152V154H63V152ZM41 151H42V153H41ZM50 151V153H49V156H47V152H49ZM205 153H204V152ZM211 151V152H210ZM46 152V158H44V156L42 157V154L43 153H45ZM60 152H61V154H62V157L60 158V156L61 155H59L60 154ZM221 152V153H220ZM55 153V154H54ZM204 153V154H203ZM218 153H220V154H218ZM37 154V155H36ZM40 154H41V157H40ZM51 154L53 155V156H51ZM56 154H58V155H56ZM36 155V156H35ZM44 155V154H43ZM64 155V156H63ZM38 156V157H37ZM51 156V157H50ZM58 156V157H57ZM59 158V160L60 161H62L60 164H59V162L57 163V161H59L57 158ZM205 157V158H206ZM236 157V158H235ZM241 157V158H240ZM243 157V158H242ZM27 158V157H26ZM36 158V159H35ZM44 158V159H43ZM224 158V159H223ZM245 158V159H244ZM209 159H211L210 161H209ZM213 159H214V161H213ZM216 159V160H215ZM262 159V160H261ZM52 160V161H51ZM56 161V162H55ZM65 162H64V164H68V165H70L71 166V164L74 166L75 164H78V163H70L69 164V161L65 158V160H64ZM66 161H68V162H66ZM51 162V163H50ZM210 162V163H209ZM212 162V163H211ZM240 164H239V163ZM223 163V164H222ZM42 164H39L38 163V165L37 166H39L40 165V169L38 168V167H36L35 169L37 170V169H39V170H37L36 172L34 171L35 169H33L32 171H31V169H29V170H27V172H26V175H28V176H26V178H27V181L26 180H24V179H26L25 178V176H24V179H23V176H20V178H17L18 180L15 182L14 180V183H18L17 184V186L20 188L21 186L22 187H25L24 189V192H23V188H18L15 184H14V187H11L12 186V184H13V182L11 181H8V182H6V183H8V185H9V183H10V187L7 185V184H4L5 186H2V190H0L1 192H6V189H4V187H6V186H8L7 188L8 189H10L9 191H8V189H7V192L8 193H10V191H11V189H12V191L11 192H15V191H13V190H15V188H16V195L18 194V195H22V193L23 194H26V195H22V197H24V196H27L26 198H28V196L29 195H31V197H29L28 198V200L30 201V200H32L33 198H34V202L33 201H30L31 203H29V201L28 200H26L25 199V197L23 198V199H25V200H22V198H21V201L25 204H23V208H22V204L21 203H19V201H18V199H20L19 197H21V196H15V193L12 195V193H10V195L9 194H7V195H9V196H6L5 194H4V199H6V200H4L3 199V195H0V202H1V208L3 207V206H6V208L8 207V209H10V210H12V211H10V210H8V209H6L5 207V211L3 210L4 208H0L1 210H0V212H2V211H4V212H6V210H8L7 211V213L9 212L10 214H14V212H15V214L12 216L13 217V222H12V224L13 225H18L19 227H17V225H16V227L14 226L13 227V225L11 224V223H9V222H11V221H9V219L10 220H12V217H10V214L8 213V215H9V217H5V214H4V217H2V213L0 214L1 215V217H0V221H3V223L2 222H0V231H3L4 230V233H6V234H8L9 236L10 235H12L13 237H17L18 238V234L16 235V234H13V233H15L16 232V230L18 229L19 231H20V229L21 228H23L24 226L23 225H25V227H24V229H23V231H21V232H19V235L20 236H22L21 238L22 239H24L25 241H30V244L31 243H33L31 246H30V244H29V241L27 242L28 243V245L30 246V248L31 249H33V247L32 246H34V245H36V243H38V242H40V241H42L41 239L44 237V240L43 241H45V242H47V244H49L48 242H50L49 240L51 239V238H53V240H59V242H60V240H61V238L62 237H64V236H67V237H64V238H62V244H61V242H60V245H59V247L60 246H62V250H63V252H62V254H65V253H70L71 255L73 254V253H75L76 251H77V245H74V244H72V243H70V245H68V241L71 239V235L70 234H72L71 232H74V229H77V227H73L71 230L72 231H70V229L68 230H63L62 229V225H64L66 222H64L65 220H67V222L69 221L70 222V217L69 216H72V214L71 215H69V214H67V215H69V216H67L66 214L63 216V220H62V218L60 219V217H57L56 218V216L57 215H59L57 212H59L60 210H61V208H62V204L61 203H64V200H65V202H67V203H71V202H73V199L72 198H74V196H75V198H79V197H83V196H81V194L83 193V191L84 192H86V190L88 189L87 188V186H89V185H87V184H85L84 185V187H83V184L81 183V186H80V184L78 183V184H76V181L74 180V179H76V177H79V176H85V174H86V176L88 175V177H89V179L92 177V174H93V172H94V169H92V168H88L86 171L88 172L89 170H91V172L90 173H87L86 171H83V172H76L77 174H75V172H70L69 171V168H68V172H70V174H68V172L66 173L64 170H62L63 171V174L65 175V177H63L61 174V178H60V176H58L57 174H59V173H61L62 171H60L59 169H58V171H60L59 173L58 172H53L52 173V168L50 169L51 171H48V168L47 167H45L44 168V172H43V165ZM86 164V163H85ZM247 164H248V166H247ZM256 164V165H255ZM32 165V166H33ZM56 165H58L57 167H56ZM152 165V164H151ZM150 165V166H151ZM246 165V166H245ZM254 165V167H252ZM73 166H71V167H73ZM262 166V167H261ZM255 167H257V168H255ZM171 168V167H170ZM232 168H234L233 170H232ZM250 168V169H249ZM46 169H47V171H46ZM143 170H145V171H148L147 169H149L148 168V166H146V168L144 167V168H142ZM217 169V170H216ZM246 169V170H245ZM258 169V170H257ZM263 171H262V170ZM93 170V171H92ZM257 170V171H256ZM29 171V172H28ZM31 171V172H30ZM37 174H35L36 176H34L33 174H34V172ZM39 171H41L40 172V174H39ZM165 171H167V172H165ZM206 171V173H208L209 174V176H207L208 174H206V178H204V172ZM217 171H219V173L217 172ZM232 171V172H231ZM235 171V172H234ZM239 171V172H238ZM23 172V171H22ZM38 172V173H37ZM46 172V173H45ZM47 172H50L49 174L47 173ZM86 172V173H85ZM133 172H137V170H134ZM216 172V173H215ZM30 173V174H29ZM55 173H57V174H55ZM66 173V174H65ZM80 173V174H79ZM221 173V174H220ZM247 173V174H246ZM251 173V174H250ZM257 173V174H256ZM48 176H47V175ZM68 174V175H67ZM71 174L74 176H71ZM82 174H84V175H82ZM134 174V173H133ZM165 174L167 175H169L170 174V177L168 176V178H166L167 176H165ZM38 175L39 176H41V177H38ZM96 175H99V174H96ZM132 175V174H131ZM164 175V176H163ZM240 175V176H239ZM45 176V177H44ZM49 176H50V178H49ZM68 176H71L70 178H71V181H70V183H72L71 184V189L73 190V188L75 187V184L77 185L76 187L77 188H79L80 187V189H82V190H80L79 189V192H81V193H78V194H75L74 192L75 191H77V189L76 190H73V193H72V191H71V194H70V190H68L67 189V187H68V185H70V184H65L64 183V185L63 186H61V180L60 179H65L66 177H68ZM242 176V177H241ZM253 176V177H252ZM33 177H35L32 181H31V179L33 178ZM37 177V178H36ZM60 179H59V178ZM63 177V178H62ZM165 177V178H164ZM172 177V178H171ZM201 177H199V179L201 178ZM260 177V178H259ZM40 178V179H39ZM73 178V179H72ZM80 178V177H79ZM79 178H77V179H79ZM169 178H171V179H169ZM204 178V179H203ZM248 178V179H247ZM262 178H263V181H261L262 180ZM22 179V180H21ZM68 179H69V177H68ZM152 179V178H151ZM151 179H149L148 180V182H150V180ZM169 179V180H168ZM232 179V180H231ZM237 179H241V180H238L239 181V183H238V181L237 182H235ZM243 179V180H242ZM244 179H245V184H244V182H242V181H244ZM253 179H255V180H253ZM16 180V179H15ZM39 180V181H38ZM73 180V181H72ZM141 180V179H140ZM140 180H138L137 182H136V180H134L135 181V185H140L139 183H141V182H139ZM176 180V181H175ZM213 180V181H212ZM215 180H216V182H218V184H219V182L221 183V184H219V185H222L223 184V186L225 185V187H224V189H223V187L222 186H218V184L215 182ZM219 180V181H218ZM249 180V181H248ZM252 180V181H251ZM49 181H50V183H49ZM59 181H60V184H59ZM75 181V182H74ZM165 181V182H164ZM170 181V182H169ZM172 181H173V183H172ZM179 181H180V183H179ZM222 181H224V183H222ZM228 181V182H227ZM231 181H234V183H237L238 185L240 184V186H238L237 185V188L239 187V189H235L236 188V186L234 185V184H232L233 182H231ZM243 183V186L245 185V187H242L241 188V182ZM28 182H29V184H31L30 185V187H28ZM37 182H38V185H36L37 184ZM45 182V183H44ZM154 182V181H153ZM164 182V183H163ZM166 182H167V186H166ZM215 183V185L214 186H212L211 184H214ZM226 182H227V184H226ZM229 182L231 183V185L229 184ZM252 182V183H251ZM258 182H260L259 184H258ZM12 183V184H11ZM27 184V185H25V184ZM75 183V184H74ZM146 183V182H145ZM158 183V184H157ZM257 183V184H256ZM262 183V184H261ZM23 184V185H22ZM40 184H41V186H40ZM63 184V183H62ZM184 184H186V185H184ZM211 186H210V185ZM251 184H253L252 186H251ZM21 185V186H20ZM33 185V186H32ZM66 185V186H65ZM79 185V186H78ZM144 185V184H143ZM160 185V186H159ZM162 185H163V188H162ZM165 185V186H164ZM175 185V186H174ZM228 185H230V186H228ZM234 185V186H233ZM249 185V186H248ZM16 186V187H15ZM62 188H61V187ZM208 186L210 187V189H212L211 191L212 192H210L209 190H207L208 189ZM219 187V188H221V189H223V190H225L224 192H223V190H222V192H221V194H219L220 193V189H219V193H214L216 190H218V189H216V190H214V187ZM247 186V187H246ZM263 186V187H262ZM33 187V188H32ZM40 187V188H39ZM65 187V188H64ZM70 187H68L69 189H70ZM90 187V186H89ZM136 187V186H135ZM160 187L162 188V189H160ZM170 187H172V188H175L176 190L175 191H171L172 192V194H170L171 192L169 191V188ZM228 187H233L234 189H230L229 188V190H231L230 191V193H228V195H227V192H226V189L225 188H228ZM26 188L28 189V191H30L29 193H28V191H26ZM38 188V189H37ZM59 188H60V190H59ZM63 188H64V192H66V191H69V193L68 192H66V193H64L62 190H63ZM140 188V187H139ZM177 188H180V190L179 189H177ZM200 188V189H199ZM204 188V189H203ZM3 189L5 190V191H3ZM42 189V190H41ZM141 188H140V191L142 190ZM145 189V190H146ZM181 189H183V190H181ZM187 190V192L190 190V189H193V190H191V191H193L194 192V189H196V192H194V195L196 194V198L198 197V199H200V201H201V194H202V196H204L203 198H202V200L204 201V202H202V203H205V202H207V200H208V196H209V202H207V204L209 203V205H208V207H204L205 206V204L203 205V204H201V202L199 201V200H197V199H195V198H192L191 197V195L193 194V192H192V194L190 195V194H188L187 192H186V190ZM37 190V191H36ZM40 190V191H39ZM59 190V191H58ZM136 190H138V194H139V189H136ZM136 190H135V192H136ZM157 190H158V192L159 191H161L160 193H158L157 192ZM163 190V191H162ZM170 190H171V188H170ZM172 190H174V189H172ZM179 190V192H177ZM184 190H185V192L188 194V195H190V197H187L186 196V193H185V195H184ZM228 189H227V191H229ZM20 191H22L21 193H20ZM34 191V193H36V194H34V193H32ZM152 191V192H151ZM169 191V192H168ZM180 191L183 193V195H182V193H180ZM190 191V192H191ZM204 191H209V192H207V193H209L211 196H212V194L214 195V197L212 198L210 195H208V196H205V192ZM263 191V192H262ZM26 192V193H25ZM59 192V193H58ZM154 192H155V194L157 193L158 194V196H156V195H153L154 194ZM163 192H165V193H163ZM232 192V193H231ZM32 193V194H31ZM38 193H40V194H38ZM42 193V194H41ZM56 193V194H55ZM59 195H58V194ZM63 193V194H62ZM173 193H175L174 195H173ZM198 193V194H197ZM200 193V194H199ZM204 193V194H203ZM206 193V194H207ZM226 195H225V194ZM255 193V194H254ZM61 194V195H60ZM70 196V199H72V201L68 198V199H64V198H66V197H64V195L65 196ZM70 194V195H69ZM132 194V193H131ZM137 195V196H135V197H137V198H139V199H141V200H143V198H144V196H145V198L144 199H147V197H146V194H142V191L140 192V195H138L137 194V192L136 193H133L132 195ZM159 194H162V195H159ZM169 194L171 195V197L169 196ZM248 194H251L252 196V198H251V202H249V203H240V204H237V205H230V200L229 199H232L234 196H237V195H240V196H245V195H248ZM37 195V196H36ZM142 195V196H141ZM144 195V196H143ZM181 195V197H179ZM194 195H192L193 197H195ZM199 195V196H198ZM254 195H255V198H257V199H261L260 201H262V202H260L259 200H257V199H253V197H254ZM12 196H14L13 197V199H11V201L10 200H7L8 199V197H10V198H12ZM42 196V197H41ZM62 196V197H61ZM155 196V197H154ZM177 196L179 197V198H177ZM182 196L184 197V199H189L188 201H189V205H190V203L192 202V201H196L195 203L194 202H192L191 204H195V206H200V208H198V207H192L191 205L189 206L188 204H182L181 202H183L184 201V199H182ZM187 198H186V197ZM250 196V195H249ZM6 197V198H5ZM16 197V198H15ZM48 197V198H47ZM142 197V198H141ZM170 197V198H169ZM205 197H206V199H205ZM230 197V198H229ZM9 198V199H10ZM38 198V199H37ZM74 198V199H75ZM181 198V199H180ZM211 198H212V200H211ZM229 198V199H228ZM2 199V200H1ZM138 199V200H139ZM193 199V200H192ZM218 199V200H217ZM12 200H17L18 201V203H17V201L15 202V201H12ZM138 200H136V201H138ZM168 200V202H171V203H166V204H164L166 201ZM177 200V201H176ZM183 200V201H182ZM190 200H191V202H190ZM221 200H229L228 202H226V203H224V202H222ZM256 200V201H255ZM6 201H7V204H5L6 203ZM11 202V204H10V202ZM20 201V202H21ZM38 201V202H37ZM49 201H51L50 203H49ZM161 201H163V202H161ZM179 201V202H178ZM187 201V200H186ZM198 201V202H197ZM215 201V202H214ZM9 202V203H8ZM15 204H14V203ZM26 202H28V203H26ZM36 202V203H35ZM44 202V203H43ZM47 202V203H46ZM172 202L174 203L175 202V204H172ZM177 202H178V204H177ZM184 203V202H183ZM198 203H200V205L198 204ZM211 203H213V204H211ZM217 203H218V205H217ZM222 203V204H221ZM4 204V205H3ZM11 206L10 208H9V205ZM16 204H20V206H21V209H19L18 208V205L16 206L17 207V209H19V213H21V215L19 214H17V209H16V207H14ZM31 204V205H30ZM36 204V205H35ZM177 204V205H176ZM180 204H182V206H180ZM193 204V205H194ZM3 205V206H2ZM27 205V206H26ZM28 205H29V207H28ZM43 205V206H42ZM185 207H184V206ZM203 205V206H202ZM244 205H245V207H244ZM19 206V207H20ZM38 206V207H37ZM178 206V212L180 211V209H181V211L183 212V214H182V212H180L181 213V215H184V216H180L182 219H181V222H180V218H178L179 216L178 215H180L178 212H177V207ZM235 208H234V207ZM237 206V207H236ZM185 208V209H189V213L193 210V209H195V210H197L198 209V212L197 211H194L193 213H195V215L193 216L192 214H188L187 213V215H186V212H184L185 211V209H182V208ZM187 207V208H186ZM190 207V208H189ZM192 207V208H191ZM204 207V208H203ZM212 207L214 208V210H212ZM222 207V208H221ZM252 207H253V211L252 212H255L254 214L251 212V214H248L249 213V209H252ZM13 208H15V209H13ZM30 208V209H29ZM42 209V210H39V209ZM167 208V209H166ZM197 208V209H196ZM232 208L234 209V210H232ZM239 208V209H238ZM38 209V210H37ZM44 209H46L47 211H49V209L51 210V212H52V210H53V212L54 213H56V214H49V212H47L46 210V212L45 211H43ZM164 209H166V210H164ZM192 209V210H191ZM235 209H237V211H239V212H237ZM15 210V211H14ZM27 210V211H26ZM30 210V211H29ZM32 210V211H31ZM34 210H36V211H40L39 213L38 212H34ZM184 210V211H183ZM186 210V211H187ZM241 210V211H240ZM247 210V211H246ZM259 210V211H258ZM21 211V212H20ZM27 212V214H24V212ZM231 211V212H230ZM3 212V213H4ZM12 212V213H11ZM25 212V213H26ZM28 212L30 213V216H29V214H28ZM31 212L33 213H38V215L37 214H34L35 215V218L33 217V214H31ZM197 212V213H196ZM199 212L201 213V214H199ZM247 212V213H246ZM40 213H42V215H43V213H44V217L40 214ZM213 213V214H212ZM257 213V215H255ZM16 214H17V216H16ZM24 214V215H23ZM46 214V215H45ZM88 213H82V215L85 217V218H83V225L85 226V227H89L88 225H90L91 223H93L92 225H90V226H92V228H94L93 227V225L95 226V218L93 217L94 215L92 214V213H89V215H87ZM210 214H212V215H210ZM7 214H6V216H8ZM31 219L30 221H29V219L28 218H25V217H27V216ZM31 215H32V217H31ZM39 216L42 220H40V218H38L37 219V223H36V218H37V216ZM48 215V216H47ZM189 215H190V217H189ZM216 215H217V217H216ZM226 215H227V217H226ZM254 215V216H253ZM20 218H19V217ZM24 216V217H23ZM54 216V217H53ZM89 216V217H88ZM186 216V217H185ZM196 216V217H195ZM202 216V217H201ZM209 216H212V217H209ZM232 216V217H231ZM16 219H18L17 220V222L16 221H14L15 220V218ZM46 217H48V218H46ZM64 217H68L67 219L66 218H64ZM169 217V218H168ZM193 217V218H192ZM205 217H206V219H205ZM209 219H208V218ZM231 217V218H230ZM3 218V219H2ZM6 218V219H5ZM7 218H9L8 219V221H7ZM25 218V221H23L22 222V220ZM86 218H87V220H86ZM88 218H90V220L88 219ZM168 218V219H167ZM195 218V219H194ZM26 219H27V221L29 222H27L26 221ZM34 219H35V221H34ZM53 220V226H55V224L56 223H58L59 225V227L58 226H55L56 227V229H58L57 231H55L54 232V230H53V228H51L52 226V223H51V221ZM57 219L58 220H62V222H61V224H60V221L58 222L57 221ZM85 219V220H84ZM145 219H147L146 217H145ZM145 219L143 220V222H142V220L140 221L141 223H143V224H148L149 223V221H145ZM236 219V220H235ZM203 220H204V222H203ZM221 220V221H220ZM34 221V222H33ZM88 221H90L91 223H88ZM167 221V222H166ZM208 221V222H207ZM8 222V223H7ZM19 222V223H18ZM22 222V223H21ZM25 222H27L28 224H26ZM86 224H85V223ZM137 222V221H136ZM172 224H171V223ZM1 223H2V226H1ZM16 223V224H15ZM30 223H31V225H30ZM50 223H51V225H50ZM160 223H161V221H160ZM8 224H9V226L10 227H13V228H10L9 226H8ZM34 224H36L37 226L35 227V228H37L38 229V231H33V232H36V233H33L30 229L32 228V227H34L35 225ZM48 224V226H46L45 227V225H47ZM180 224L184 227V228H182V226H180ZM4 225H6V226H4ZM21 225V226H20ZM33 225V226H32ZM42 225H43V227L45 228V230L46 229H50L49 231H45L44 229H43V227H42ZM57 225V224H56ZM61 225V226H60ZM168 225H170V226H168ZM187 225H188V227H196V229H193L192 230V232H194V234L193 235H188V237H187V234H190V232H191V230L190 229H192V228H190V229H188L187 228ZM190 225H193V226H190ZM195 225V226H194ZM208 225V226H207ZM210 225V226H209ZM23 226V227H22ZM32 226V227H31ZM49 226H51V227H49ZM77 226H79V225H77ZM83 226V227H84ZM169 228H168V227ZM21 227V228H20ZM31 227V228H30ZM39 227H42V228H40L39 229ZM48 227V228H47ZM207 227H209V228H207ZM10 228V229H9ZM14 228H16V230H14ZM27 228V229H26ZM29 228V229H28ZM32 229V230H37V229ZM89 228H91V227H89ZM206 228V229H205ZM211 228V229H210ZM53 231H52V230ZM55 229V228H54ZM179 229H183L182 230V232H180L181 233V236L180 237H178V235H180V233L179 232H177V231H181V230H179ZM186 229H188L187 231H186ZM198 229V230H197ZM200 229H201V232H200ZM22 230V229H21ZM27 230V233H30V234H28V235H30L31 237H29L28 236V238L26 239V236H27V233L25 232ZM40 230V231H39ZM124 230H127V231H125V232H127V233H125L124 232ZM190 230V232H188ZM195 230H197V231H195ZM10 231L12 232V234H10ZM28 231H31V232H28ZM42 231H44V232H48V233H50V231L52 232L50 235H52L53 233V235H57L58 236V238H56V235H55V238L56 239H54V236L52 237V236H50L49 234H47V235H49L50 236V238L47 236V238H45L46 237V235H45V233H43ZM69 231V232H68ZM76 231V230H75ZM209 231H210V234H212V236H210V234H209ZM41 232L44 234L43 235V237L41 236L42 234H41ZM117 233L116 234H118V231H116ZM128 232H130V233H128ZM147 232V233H146ZM175 232H177V233H175ZM188 232V233H187ZM197 232V233H196ZM217 232V233H216ZM21 233V234H20ZM22 233H24V237H23V234ZM200 233V234H199ZM227 233L229 234L230 233V235H227ZM254 233V234H253ZM36 234V237L34 236H32V235H35ZM115 234V233H114ZM120 234V233H119ZM128 234H130V236L133 238V240H131L132 238H127V237H123L124 235L126 236V235H128ZM140 234V235H139ZM184 234V235H183ZM202 234V235H201ZM224 236H223V235ZM38 235H40L39 236V238L37 239V236ZM59 235H61V236H59ZM137 235H139L140 237H138ZM176 235V236H175ZM183 235V236H182ZM214 235V236H213ZM215 235L219 238V237H221V239H225L226 237L225 236H227V238L225 239V241H222V240H220V238H219V240H217V238L215 237ZM221 235V236H220ZM113 236H117V240L118 241H120V243L121 242H123L122 240H126L127 242H129L130 243V245H129V243H128V246H129V248H131V249H129L128 248V246H127V250L129 249V251H127V254H126V257H125V253H126V251H125V249H126V245L124 246V251L122 252V253H124V256L123 257H125V258H123L122 257V253H120L122 250H123V248H122V250H120L119 249V246H120V248L123 246L122 244L124 243L125 244V241L123 242V243H118L117 244V242H116V240H115V238L113 237ZM129 236V235H128ZM169 238V239H167V237ZM191 236V237H190ZM223 236V237H222ZM60 237V238H59ZM190 237V238H189ZM197 237V238H196ZM213 237H215L214 239H213ZM229 237V238H228ZM20 238V240L22 241V242H25V241H23L22 239ZM48 238H49V240H48ZM70 238V239H69ZM123 238V239H122ZM137 240L138 238H141V240H139V241H137V243L140 245V247L139 246H137V244L135 245V243L136 242H134V240L135 239ZM188 238V239H187ZM204 238V239H203ZM206 238V239H205ZM210 238H212V240L210 239ZM37 239V240H36ZM45 239H47V241L45 240ZM65 241H64V240ZM107 239V240H106ZM130 239V240H129ZM183 239V240H182ZM194 239H196V241L194 240ZM223 239V240H224ZM230 239H234V240H231V241H233V242H231L230 241ZM37 241V242H35V241ZM38 240H40V241H38ZM52 240V239H51ZM187 240H189V241H187ZM200 240H201V242H200ZM33 241V242H32ZM55 241H52L53 242V244H51L52 242H50V244L49 245H47L46 243L44 244L45 246H48L47 247V249L46 248H42L44 245H43V242H41L42 243V245H41V247H39L40 246V244L38 243L37 244V250L40 252V249L42 248V250L43 249H45L44 251L46 252L45 253V255L46 256H50L51 255V253H52V255H53V253L55 252V254H56V249H55V247H54V245L56 244V246H58V244H59V242H55ZM67 241V242H66ZM131 241V242H130ZM134 242V244H133V242ZM197 241H199L200 243H197ZM222 241V242H221ZM0 242H1V245H0V247L2 246V241L0 240ZM116 242V244L117 245H119V246H116V244H114V243ZM127 242H126V244H127ZM145 242V243H144ZM165 242V243H164ZM193 242V245L191 244ZM225 242V243H224ZM247 242H248V244H247ZM35 243V244H34ZM67 243V245H64V244H66ZM112 243H113V245H114V247L112 246ZM132 243V244H131ZM169 243V244H168ZM172 243V244H171ZM194 243H195V245H194ZM225 245H224V244ZM236 243H238V244H236ZM111 244V247L109 246V245ZM191 244V245H190ZM223 244V245H222ZM122 245V246H121ZM133 245H134V247H133ZM171 245V246H170ZM240 246L239 247V251H238V246ZM44 246V247H45ZM50 246H52V247H50ZM65 246H66V248H65ZM104 246H105V249H104ZM108 246V247H107ZM115 246H116V248H115ZM131 246V247H130ZM165 246H169V247H165ZM173 246V247H172ZM174 246H176V247H179L180 249H178V248H176L175 247V249H174ZM193 246H195V249H193L192 247ZM198 246V247H197ZM225 246H226V249H225ZM228 246V247H227ZM53 247H54V249H53ZM58 247V248H59ZM67 247H68V251H67ZM71 247V248H70ZM113 247V248H112ZM117 247H118V251H117ZM135 247H137V248H139L140 250H138L137 248H135ZM160 247V246H159ZM189 247H191V248H189ZM197 247V248H196ZM219 247H221V248H223L224 250H226V252L224 253V255H222L223 253L222 252H224L223 251V249H221L220 248V250H222V252L220 251V250H218L219 249ZM52 248V250L54 251H49L50 249ZM57 248V247H56ZM108 248V249H107ZM114 249V252H115V254L113 253H111V256H110V254L108 253V250H110V249ZM155 248H157V251L159 250L160 251V254L157 252V254H156V252H155ZM229 248V249H228ZM49 249V250H48ZM64 249H66V250H64ZM103 249L105 250V251H107V252H104L103 251ZM116 249V250H115ZM168 249V250H167ZM183 249V250H182ZM188 249H190V251L188 250ZM214 249V250H213ZM231 249V250H230ZM241 249H243V250H241ZM34 250V249H33ZM72 250V251H71ZM112 250H110V252L112 251ZM148 252H147V251ZM205 250H206V252H205ZM230 250V251H229ZM60 250H57V253H61V252H59ZM99 251V252H98ZM103 251V252H102ZM117 251V252H116ZM120 251V252H119ZM136 251V252H135ZM165 251H167V252H171V253H167V252H165ZM176 251H179V252H176ZM183 251V252H182ZM185 251V252H184ZM217 251L219 252V253H217ZM38 252V253H39ZM48 252V253H47ZM49 252H51V253H49ZM92 252V251H91ZM101 252V253H100ZM113 252V251H112ZM129 252V253H128ZM134 252V253H133ZM162 252V253H161ZM182 252V253H181ZM217 253V254H215V253ZM222 254H221V253ZM238 252L240 253V254H238ZM24 253V248H23V250H22V252L20 253V254H18V255H16L17 256V258H23L22 256V254ZM98 253L99 254H104L105 255V257H104V255H98ZM117 253V254H116ZM120 253V254H119ZM179 253V254H178ZM186 253V254H185ZM187 253H189V254H187ZM47 254H50V255H47ZM109 254V255H108ZM131 254V255H130ZM154 254H155V256H154ZM170 254V257L168 256V255ZM183 254L184 255H188L189 256V258H184V256H183ZM39 255H40V257H39ZM41 255H42V253L40 252L39 254H38V256L37 255H33L32 254V256L31 257H33V258H31L30 257V262H31V264H33V263H36V262H40L41 264H42V262H43V264H45V261H46V264H49V262L47 263V260L48 259H50L51 258V256L50 257H48V259H46V260H44L45 258H47L46 256H44L43 255V260L41 259L40 260V258H41ZM57 255H61V254H57ZM113 255V256H112ZM115 255H116V257H115ZM118 255H121V256H118ZM138 255H140V257L138 256ZM162 255V256H161ZM166 255H167V258H166ZM213 255H214V257H213ZM215 255L216 256H218L216 259H218V261L215 259ZM227 255V256H226ZM259 255V256H258ZM54 256V255H53ZM52 256V257H53ZM93 256V258H91ZM129 256H131V258L129 257ZM190 256L192 257L191 259H190ZM213 257L214 259L212 260V258L211 257ZM254 256V257H253ZM257 256V257H256ZM81 257V256H80ZM79 257V258H80ZM103 257L104 258H106L105 260L103 259ZM108 257V258H107ZM112 257V259H111V261H110V258ZM120 257V258H119ZM122 257V258H121ZM127 257H129V258H127ZM39 258V259H38ZM82 258V257H81ZM102 258V259H101ZM114 258V259H113ZM153 258V259H152ZM165 258V259H164ZM184 258V259H183ZM242 258V259H241ZM261 258V259H260ZM28 259V258H27ZM26 259V260H27ZM90 259H92L91 261H92V263H91V261H90ZM125 260V263L123 262L124 260ZM147 259H150V260H147ZM151 259L152 260H154L153 262L151 261ZM156 259V260H155ZM160 259H162V260H164V261H162V260H160ZM187 259V260H186ZM211 259V260H210ZM242 261H241V260ZM51 260V259H50ZM50 260H48V261H50ZM109 260V261H108ZM115 260H117L116 262H114ZM119 260V261H118ZM214 260H216V261H214ZM255 260V261H254ZM121 261V262H120ZM131 261V262H130ZM151 261V262H150ZM161 261V262H160ZM212 261H214L213 263H212ZM241 261V262H240ZM27 264H29L30 262L27 260ZM107 262H109V263H107ZM111 262V263H110ZM126 262H128V263H126ZM140 262V263H139ZM148 262H150V263H148ZM160 262V263H159ZM210 262V263H209ZM240 262V263H239ZM40 263H37V264H40ZM101 263V262H100ZM154 264V263H153Z\"/></svg>",
    "mask_w": 264,
    "mask_h": 264
}]
</instances>
